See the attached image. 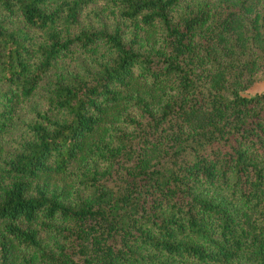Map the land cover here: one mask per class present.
<instances>
[{
	"label": "trees",
	"instance_id": "obj_1",
	"mask_svg": "<svg viewBox=\"0 0 264 264\" xmlns=\"http://www.w3.org/2000/svg\"><path fill=\"white\" fill-rule=\"evenodd\" d=\"M94 1L0 0V264H264V0Z\"/></svg>",
	"mask_w": 264,
	"mask_h": 264
},
{
	"label": "rangeland",
	"instance_id": "obj_2",
	"mask_svg": "<svg viewBox=\"0 0 264 264\" xmlns=\"http://www.w3.org/2000/svg\"><path fill=\"white\" fill-rule=\"evenodd\" d=\"M215 3L218 0H211ZM102 4L101 0H95L93 5L100 6ZM81 58L86 61V58L81 56V53L71 52L66 55L63 59L67 60L68 63H73L76 65V61ZM264 91V69H256L253 71V80L239 93L243 96H252L254 94ZM40 90H38L31 97L26 100H17L14 103L13 119L9 130L3 135V145L6 147L9 141L16 135L21 133V123L28 119L31 115V111L34 108H40L43 106L41 98L39 97Z\"/></svg>",
	"mask_w": 264,
	"mask_h": 264
}]
</instances>
